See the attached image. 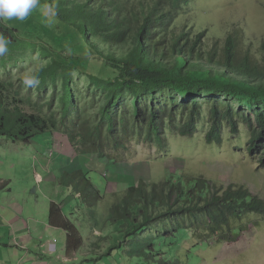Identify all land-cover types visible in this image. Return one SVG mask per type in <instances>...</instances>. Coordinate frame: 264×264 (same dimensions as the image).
<instances>
[{
	"label": "trees",
	"instance_id": "1",
	"mask_svg": "<svg viewBox=\"0 0 264 264\" xmlns=\"http://www.w3.org/2000/svg\"><path fill=\"white\" fill-rule=\"evenodd\" d=\"M190 1L49 0L57 23L71 28L76 45L70 51L63 41L47 46L0 19V35L10 41L0 58L18 71H38L40 79L29 93L22 79L0 74L9 75L0 76V138L29 146L50 134L52 144V134L61 132L69 140L79 167L58 173L54 183L87 227L91 241L83 243L87 255L79 256V264H182L181 243L194 242L186 254L194 258L195 249L210 243L236 242L250 216L264 219V198L240 185L173 174L107 193L84 173L82 156L113 162L134 140L166 149V131L193 136L204 110L208 145L222 143L225 127L236 136L241 123L249 132L247 153L264 165V41L257 58L239 54L235 34L207 50L203 34L175 26ZM33 55L36 62H26ZM100 73L114 77L102 80ZM74 75H86L85 89L102 97L92 102L96 107L86 108L75 96ZM163 95L165 101L157 98ZM122 99L127 112L120 109ZM111 176L123 180V174Z\"/></svg>",
	"mask_w": 264,
	"mask_h": 264
},
{
	"label": "rangeland",
	"instance_id": "2",
	"mask_svg": "<svg viewBox=\"0 0 264 264\" xmlns=\"http://www.w3.org/2000/svg\"><path fill=\"white\" fill-rule=\"evenodd\" d=\"M55 18H57V15L49 5V0H39L37 6L25 20L20 21L13 18L5 20V22L16 27L19 31L27 30L40 39V42L46 43L47 46H55L57 43H53V41H63V46L69 48L70 51L76 45V42L70 36L71 28L66 24L57 23ZM175 23L177 29L188 27L193 35L203 34L202 44L205 45L207 50L214 46L216 42L219 45L223 44L228 35L235 34L243 48L242 50L239 47V54L243 56L244 53L249 51V54L257 58L261 54V46L264 41V0H191L179 13ZM40 32L43 35H40ZM22 34L23 37H31L29 34ZM26 59L28 63L36 62L37 57L33 55V60H29L28 57ZM3 62L4 67L1 65ZM19 69L20 66L12 65L7 61V58H0V74L8 72L12 76L10 78L18 81L25 74V71H18ZM0 76L5 78L9 75ZM101 76L103 77L102 80L114 77L104 73H100L99 77ZM87 80L86 75H74L72 81L74 82L75 96L86 108L96 107L92 102L96 100L100 102L102 97H97L98 93L95 91L89 93L85 89L83 83ZM24 89L29 93L33 90V88L26 87ZM45 91L52 95L50 89ZM157 98L165 101L164 98L167 97L163 95ZM54 100L52 107L56 108L59 106L60 101L58 102L57 96ZM129 100L130 97L128 96L124 98V102ZM120 106V109L127 112L128 107L127 105L123 107V99ZM208 107L209 105L205 104L202 108L206 109ZM117 116H120V114L118 113ZM206 118L207 113L204 110L196 124L197 131L191 137H182L177 131H166V149L160 148L155 141L149 144L143 140H134L126 146L128 150L125 151L126 156H116L113 162L105 159L99 160L96 157L82 156L81 162L84 165H82L84 173L93 183L99 184L101 187L105 186L107 193H123L126 185L131 182L144 181L150 185L169 178L170 175L177 174L201 176L223 187L229 184L240 185L260 198H264V165L259 163L257 157H251L247 153L246 144L249 132L245 130V126L239 123L240 131L234 136L236 138L225 127L222 133V143L220 145H208L205 140L208 128ZM59 133L52 134V144L51 135L46 134L36 142L32 141L34 143L29 146L13 144L10 140L0 138V177L11 179L14 185H18L17 189L23 191L29 202L27 205L30 207H33L36 203L37 194L32 193L33 188H39L41 190L39 195L42 198H48L49 195L55 193L53 189L55 186L61 187L55 184L61 177L58 176L57 170L66 172L79 167V163L73 158L70 166L63 168L65 160L61 157L56 162H50L49 169L51 172L49 171V173L48 170L46 172V170L36 165L35 161L39 160L35 159L34 156H73L71 155L72 145L69 140L63 133ZM51 151H54L55 155L51 154ZM26 156H31L27 160L32 163L29 168H23L21 163L19 166L12 168V166L8 167V163H6V160L12 162L26 161ZM34 167L39 174L35 177ZM52 172H56V174ZM112 174H123V180H117L115 176H111ZM51 176L53 177L52 181L56 182L54 184L53 182L46 183ZM100 177L106 179L104 183L100 180ZM132 179L133 181H131ZM14 185L11 187H14ZM59 194L60 196L63 195L62 192H59ZM21 196H23L22 193ZM62 198L64 200L68 197L64 196ZM70 200L65 203L66 213H68L71 205V203L69 204ZM107 202H113L111 196L107 197ZM32 212L35 213L36 217H42L44 214L40 216L34 207ZM43 219L47 220V215ZM82 220L80 218L78 220L80 225L77 222L71 223V225L70 221L67 222L68 219H65V227L63 224L58 225L66 230L68 239L66 251L70 254L75 252L79 256H86V251H81V247L84 245L83 243L88 244L91 240L86 224ZM248 223V229L239 236L236 242L210 243L206 248L195 249L193 251L194 258L186 256L193 247L194 242L188 240L181 243L182 249L179 255L182 257V264H264V219L253 215L244 220L242 224ZM80 227L83 231L80 236L82 235L81 238H84L86 242L79 238ZM103 235L105 236L106 233H103ZM70 256L66 260L74 258V255L71 258ZM80 260L78 258L75 264L81 263ZM121 264H126L124 259Z\"/></svg>",
	"mask_w": 264,
	"mask_h": 264
},
{
	"label": "crops",
	"instance_id": "3",
	"mask_svg": "<svg viewBox=\"0 0 264 264\" xmlns=\"http://www.w3.org/2000/svg\"><path fill=\"white\" fill-rule=\"evenodd\" d=\"M30 157L26 156V161L6 160V163H8V167L12 166V168L19 166L20 163L23 168H29L32 163L27 160ZM34 157L39 160L35 161L36 165L46 172L48 170V173L51 172L50 162H56L61 157L65 160L62 167L66 168L70 166V162L74 158L72 156ZM59 171L57 170V173H61ZM52 173L56 174V172ZM36 175L39 174L34 167V177ZM52 179L51 176L48 182L52 183ZM12 185L14 184L11 179L0 177V264H75L79 254L77 255L75 252L70 254L66 251L67 234L64 228L58 224H63L65 227V219H68L67 222L70 221V224L77 222L80 225V223L73 214L75 205L69 207L68 213L65 212L66 205L64 203L67 201L62 200L63 195L59 194V192L63 194V188L60 187L61 190H59L60 188L55 186L53 188L55 193L49 195L48 198H42L39 195L41 190L33 188L32 193L37 194L33 207L40 216L44 213L42 217H36L32 212L33 207L27 205L29 202L23 191L17 189L18 185L11 187ZM45 215H47V220L43 219ZM70 255H74V258L66 260Z\"/></svg>",
	"mask_w": 264,
	"mask_h": 264
},
{
	"label": "clouds",
	"instance_id": "4",
	"mask_svg": "<svg viewBox=\"0 0 264 264\" xmlns=\"http://www.w3.org/2000/svg\"><path fill=\"white\" fill-rule=\"evenodd\" d=\"M38 2L39 0H0V19L11 20L15 18L23 21L37 6ZM9 43V40L0 35V56L8 52ZM22 84L26 88H37L40 85L38 71H26L22 78Z\"/></svg>",
	"mask_w": 264,
	"mask_h": 264
},
{
	"label": "built area",
	"instance_id": "5",
	"mask_svg": "<svg viewBox=\"0 0 264 264\" xmlns=\"http://www.w3.org/2000/svg\"><path fill=\"white\" fill-rule=\"evenodd\" d=\"M53 247H55V246H53Z\"/></svg>",
	"mask_w": 264,
	"mask_h": 264
}]
</instances>
